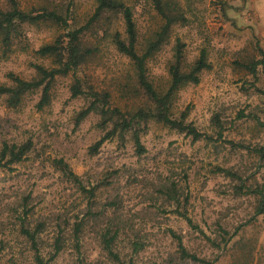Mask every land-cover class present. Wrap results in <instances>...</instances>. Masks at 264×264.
Returning a JSON list of instances; mask_svg holds the SVG:
<instances>
[{
  "label": "rangeland",
  "instance_id": "374dc122",
  "mask_svg": "<svg viewBox=\"0 0 264 264\" xmlns=\"http://www.w3.org/2000/svg\"><path fill=\"white\" fill-rule=\"evenodd\" d=\"M12 1L33 15L56 12L68 19L70 30L87 26L98 5V0H0V6L8 10ZM120 1L133 10L142 48L163 20L152 0ZM162 2L167 12L185 20L172 27L148 61V75L164 90L178 42L185 46L184 69L207 51L210 69L202 72L199 84L176 92L172 103L173 116L187 112L186 122L206 139L194 141L152 120L141 126L143 154L137 153L132 132L122 138L117 134L92 151L113 123H104L101 104L78 122L94 101L91 94H108L110 107L123 112H135L144 103L128 58L112 43L113 32H125L121 15L104 14L83 38L95 53L76 73L56 77L48 105L39 108L41 89L26 94L15 108L0 96V150L5 143H33L24 162L0 168V264H38L21 233L23 222L31 228L44 224L40 253L45 264H204L181 259L170 232L209 264H264V214L255 217L258 198L237 190L242 185L264 188V67L257 78L244 68L264 60V0ZM65 33L53 22L24 24L8 47L0 34V86H13L12 76L35 79V65L53 68V59L37 52ZM77 79L87 93L73 97ZM241 114L247 117L239 119ZM60 161L86 191L64 174ZM90 209L96 214L89 215ZM107 215L127 232L118 246L120 261L101 246ZM81 220L78 252L73 229ZM61 229L65 246L51 260ZM132 239L145 245L136 255L128 244Z\"/></svg>",
  "mask_w": 264,
  "mask_h": 264
},
{
  "label": "trees",
  "instance_id": "16d2710c",
  "mask_svg": "<svg viewBox=\"0 0 264 264\" xmlns=\"http://www.w3.org/2000/svg\"><path fill=\"white\" fill-rule=\"evenodd\" d=\"M71 2L74 0H70ZM154 2L158 15L162 18L163 23L159 31L156 32L152 39L140 48L139 34L137 24L134 18V13L131 7L127 6L120 0H98L97 9L91 22L79 29H71L68 19L59 15L56 12H44L42 14L33 15L21 10L17 2L12 1L8 10L0 6V34L4 36L3 42L5 46L11 45V37L14 33H18L20 27L24 24L37 25L41 22H53L62 26L66 31L63 36H59L54 43L47 44L38 50V55L43 58H52L54 61L53 68H46L42 65H35L36 77L32 80H25L20 77L12 76L14 85L9 87L5 85L0 86V96L7 97V103L10 107L15 108L19 106L26 94L34 92L38 89L42 90V97L39 103V108H44L50 102L51 90L53 82L56 77L76 73L78 69L88 60V58L95 53V50L87 48L83 42L86 30L90 25L102 19L104 14H120L124 24L125 32L121 33L119 30L111 34L112 43L116 50L127 57L130 62L132 79L136 86V92L144 98V103L135 112H123L120 108L110 107V96L104 94L103 96L98 93H93L94 101L90 106L83 110L78 117V122L88 117L91 113L99 110V104L102 105L101 114L105 118L104 123L112 122L113 126L109 132L95 144L92 151L97 153L99 148L107 141L112 140L117 134L122 138L127 132L133 133L137 153L143 154L145 148L141 143V126L149 121H156L161 123L172 130H176L192 137L194 141L206 139V135L200 132L193 124L187 123V112L181 116L175 117L172 113V103L176 92L186 85L200 83L202 72L210 69V64L207 58V51L202 50L199 58L189 68L184 69V45L180 42L175 47L174 61L169 67L168 73L170 76L169 86L166 89L158 88L149 78L147 64L148 61L164 46L168 40L172 27L185 18L182 14L173 16L167 12L162 0H152ZM73 3V2H72ZM125 36V37H124ZM260 67H264V60L252 61L244 66V68L254 78L258 77ZM72 96L78 97L87 92L83 90V85L79 79L71 88ZM260 91V90H259ZM264 95V92H260ZM247 116L241 114L239 119L246 118ZM257 122L263 126L258 118ZM217 126L220 130L223 129L220 120H216ZM222 132L219 133V136ZM244 149H250L247 146H239ZM33 150V143L28 141L24 144H8L5 143L0 150V168H9L24 162L28 155ZM262 150L260 151V153ZM64 174L75 182L81 191H86L81 180L76 176L67 164L63 161L59 162ZM227 173H230L227 171ZM240 193L257 197L258 206L256 208L255 217L264 214V188L248 187L242 185L237 189ZM93 194V192H90ZM171 193V191H169ZM172 198V197H171ZM88 214L93 216L96 213L90 209ZM87 214V215H88ZM100 214H104L102 211ZM99 214V215H100ZM107 220V226L100 232V242L104 251L108 256L116 261H120L121 257L118 251V246L121 236L125 232L120 223H115L113 218L104 216ZM22 225V235L31 243L32 249L35 252V259L38 264H45L41 256L40 242L41 236L44 233V224H39L33 228L26 226L25 222ZM189 223L192 224L189 219ZM84 220L76 222L73 229V236L76 240V250L81 251V238L84 235ZM105 224V223H104ZM171 235L177 240L178 248L181 259H188L193 262L209 264L204 259L199 258L197 255L189 253L183 246L181 238L174 232ZM66 231L61 229L59 236L55 240V252L51 260L57 257L63 250L66 242ZM132 250V254L136 255L145 249V245L138 239H132L128 242ZM0 248V255H1Z\"/></svg>",
  "mask_w": 264,
  "mask_h": 264
}]
</instances>
